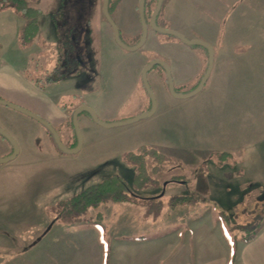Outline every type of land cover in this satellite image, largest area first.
Here are the masks:
<instances>
[{
  "label": "rangeland",
  "instance_id": "374dc122",
  "mask_svg": "<svg viewBox=\"0 0 264 264\" xmlns=\"http://www.w3.org/2000/svg\"><path fill=\"white\" fill-rule=\"evenodd\" d=\"M104 1L27 0L29 6L41 10V15L39 37L25 46L20 40V28L24 23L21 15L12 7L0 11V62L17 65L27 74L35 57L39 59L35 61V64L39 63V69L51 70L59 65V71L63 73L47 87L45 107L55 102L69 109L63 128L48 120L66 146L74 142L69 114L82 103L78 95L83 91L98 92L104 88V96L97 100L96 107L108 116H104L105 120L96 116L108 125L124 123L147 113L146 106L138 105L132 98L134 88L129 78H122L120 55L110 50V42H115L111 39L112 26L103 18ZM132 1L128 4L134 9L137 0ZM248 1L194 0L190 7H177V20H183V25L188 28L185 38L195 37L215 50L213 69L205 87L193 97L176 98L164 81L165 68L155 66L156 72L152 71L149 78L157 99L155 114L129 125L107 127L96 124L89 137L82 134L80 127L83 142L76 153H60L49 133H44L36 122L0 105V127L21 140L25 157L0 164L4 165L0 170H15L12 176L0 172V264H94L93 243L97 234L92 229L94 225L106 227L112 236H148L154 232L148 230L145 221L153 220L160 210H164L161 217L166 225L164 230L171 228L167 224L180 219L173 216L171 210L190 208L219 210L232 228L226 227V231L236 229L242 237L244 234L238 225L262 219L256 233L263 229L264 201L260 197L264 190V172L261 173L264 157L260 154L264 151V0ZM162 13L157 20L159 25L165 24ZM133 14L138 13L130 11L128 22L133 20ZM163 35L167 40L194 50L191 54L197 60L198 73L186 57L180 60L184 82L177 84L172 74L175 91L187 94L204 73L205 52L175 36ZM127 36L120 35V38L126 45H133ZM60 41L61 46H58ZM72 42L74 45L70 46ZM69 52H75L70 55V62L75 55H80L81 61L80 65L70 64L71 70L60 58L62 53L67 55ZM156 56L172 68L165 56ZM8 88L7 95L0 96V100L21 108L24 106L11 95L38 104L41 100L40 92L31 94L23 90L20 96ZM83 129L89 132L85 125ZM77 147L78 144L71 150ZM144 149L158 152V156L166 160L164 172L158 175L159 184L138 188L134 185L133 167L137 163L130 160L129 155ZM9 151L10 145L0 136V159L7 157ZM216 151H229L239 162L235 168L230 166L233 172L228 171L229 168V175H239V168L247 165L246 178L263 182L259 184L260 192L243 196V186L247 182L242 181L226 188L232 200L225 195L216 202L210 200L211 192L209 188L204 190L205 185H199L198 174L204 176L200 164ZM148 160L154 162L152 156ZM212 163L209 161L202 166ZM214 170L215 167L211 175L216 184H221L220 179L226 171ZM257 170L260 174L255 173ZM177 174H183L185 180L194 179L185 184L170 182L163 185L164 180L170 181ZM116 175L124 178L133 190V194L130 193L132 203L109 202L80 217L74 209V215L68 216L75 195ZM163 193V197L155 200L139 199ZM178 194H190L197 201L187 207L171 208L169 199Z\"/></svg>",
  "mask_w": 264,
  "mask_h": 264
},
{
  "label": "crops",
  "instance_id": "0c3cea01",
  "mask_svg": "<svg viewBox=\"0 0 264 264\" xmlns=\"http://www.w3.org/2000/svg\"><path fill=\"white\" fill-rule=\"evenodd\" d=\"M135 1V0H133ZM132 1V2H133ZM194 0H164L162 4V16L165 24H161L162 28L174 30L183 36H186L188 28L184 24L183 20H177L179 15H176V9L191 5ZM241 1V0H237ZM259 0H251V2ZM250 0L248 1V3ZM129 3V2H128ZM140 0H137L134 4V9L127 4L129 12L138 13ZM132 9V10H130ZM152 11L146 14L148 18V36L143 47L135 52H123L116 48L118 44L115 41L114 33L112 30V41L110 42V50L117 56L120 55L122 62V78L126 80L129 78L133 88L134 95L132 98L136 99V103L140 106H146L147 112L150 108V98L142 86V74L144 68L153 60L158 59L156 55L165 56L172 65L171 75H174V80L177 84H182L184 79L182 78L181 59L188 58L194 64L195 73H198V63L195 57L191 54L194 50L181 45L180 43L172 40H167L166 36L161 33L154 32L151 26ZM133 14L132 19L128 23H121L119 25L121 33L125 36L127 34L131 39L134 46L139 41L142 35V26L140 17L137 14ZM161 15V13H160ZM146 18V19H147ZM190 36V34H189ZM188 37V36H186ZM195 40V37L189 38V40ZM120 47V46H119ZM163 53V54H162ZM156 54V55H154ZM162 54V55H161ZM151 57H153L151 59ZM156 72V70H152ZM151 73V72H150ZM150 73L148 80L153 90L152 82H150ZM159 73V72H157ZM96 77V76H95ZM91 81V80H89ZM85 85V84H84ZM11 87L13 93L21 96V91L28 90L32 93H41V100L38 103L30 101L28 98L18 99L16 96H12L13 100H18L17 103L24 106V108L40 116L45 121L52 120L55 125H60L62 128L66 124L69 109H62V107L55 102H50L49 107H45L46 102V90H40L34 84L27 80L20 67L17 65L6 64L5 62L0 65V96L7 95L6 89ZM9 89V88H8ZM155 92V90H154ZM80 106L90 107L96 115L108 116L107 112H99L96 107L97 100H102L104 96V88L101 91L95 92L93 90L83 91L79 94ZM25 97V96H24ZM9 98V97H8ZM79 106V107H80ZM78 107V108H79ZM97 116V117H98ZM28 117V116H27ZM44 117V118H43ZM30 118V117H29ZM151 118V117H150ZM32 119V118H30ZM35 125L42 127L44 133H48L47 128L38 121L32 119ZM32 123V122H31ZM50 123V122H49ZM79 123L82 130V134L85 137L91 135V131L96 127L92 118L85 114L79 117ZM144 124V123H143ZM51 125V123H50ZM85 125L89 132H85L83 129ZM98 125V124H97ZM46 130H44V129ZM82 135V136H83ZM17 142L19 147V154L15 159L22 156L23 149L20 147L21 140L12 136ZM10 153V151H9ZM9 153H6L7 156ZM14 161V160H12ZM10 161V162H12ZM7 162V163H10ZM6 165V163H5ZM4 166V165H3ZM0 166V167H3ZM1 173L6 175H14V169L1 168ZM264 171H261V173ZM264 176V175H263ZM259 184L264 182L258 181ZM262 193V191H261ZM261 200L264 201V190ZM158 211V210H155ZM156 212L153 220H146L148 224V230H153V234L148 236L144 235H115L112 236L111 232L107 233L106 227L102 225H94L92 229L97 234L94 235V264H264V227L256 235L255 239L250 242H244L241 236L238 235L236 229L232 231H226V227L232 229L230 223L225 221L219 212V210L208 209H187V210H171L173 216L176 215L175 221L167 224L171 228L164 230L166 225L161 220L162 213ZM182 211V212H181ZM87 233V231H86ZM85 233V234H86ZM89 234V233H88Z\"/></svg>",
  "mask_w": 264,
  "mask_h": 264
},
{
  "label": "trees",
  "instance_id": "16d2710c",
  "mask_svg": "<svg viewBox=\"0 0 264 264\" xmlns=\"http://www.w3.org/2000/svg\"><path fill=\"white\" fill-rule=\"evenodd\" d=\"M0 3L2 4V5H0V11H3L9 7H12L23 18L24 23L20 28V40H21L22 45L25 46L29 43H32L36 38L39 37L40 26H39L38 20H39V17L41 15V10L39 8H34V7L29 6L27 3V0H0ZM4 3H6V5H4ZM61 43L62 42L60 41L57 43V45L61 46ZM73 45H74L73 42L70 43V46H73ZM195 48L204 50L205 55H206V67H205L204 73L202 74L201 79L198 81V83L194 87H192L188 91V93L193 91L194 89H196L198 87L203 76L207 72L208 64H209L208 63V58H209L208 50L206 48H204L202 46H198V45H195ZM72 54H75V52H73ZM72 54L70 52L67 55L62 53L60 56V58L62 59V62H65L69 65L73 64V63L74 64L77 63L78 65H80V62H81L79 60L80 55H75V57H73V60H71V62L69 61L70 55H72ZM36 60H37V58H35V57L32 58V61L34 63L31 65L30 71H28V73L24 74V75L27 78V80L30 81L32 84H34V86H36L38 89L46 90L47 87L50 84H53L54 82H56L62 76L63 73L61 74V72L59 71V65H56V67L51 69V70L46 69V68L45 69L44 68L39 69L38 68L39 63L36 62V64H35ZM0 65H2V62H0ZM68 68L71 70L72 69L71 65L68 66ZM164 81L166 83L167 88L169 89L168 78L165 77ZM142 86L145 89V91L147 92V89L145 88L143 79H142ZM147 94H148V92H147ZM148 96H149V94H148ZM82 103H81V105H83ZM61 107H62V109L67 110L64 106H61ZM151 107H152V102L150 99V108L148 111H150ZM74 112H75V110L72 112V114H69V120H70L69 124L71 126L72 131H73V137H74V142L70 146H66L67 148H70V149L76 147L78 144V137H77V134L75 131L74 123H73ZM82 114H88V113L83 112ZM47 131H48L50 137L53 139L54 144L56 145V147L58 148L60 153L66 154V152L61 150L59 148V146L57 145L53 134L48 129H47ZM0 136L3 140L8 142V140L5 137H3L2 135H0ZM10 147H11V151L8 154V156H10L13 153V147L11 145H10ZM158 155H160L158 152L151 151V150L149 151L146 149L141 150L137 154L132 153L129 155L130 160L134 159L136 161L135 163H137L136 165L133 166L134 167V173H135L134 185H136V187H138V188H142V187L149 188V187H152L153 185L159 184L158 175L162 171L164 172L163 167H164V161L166 159L161 158ZM150 156L153 157L154 162H149L148 159ZM210 156H211V158L209 160L205 159L200 164L201 170L204 172L203 173L204 176H202L201 174H198V175H200V178L198 179L199 185H205L204 190H208V188H209V190L211 192L210 200H213V202H216L218 199H221L223 195H225L227 199L232 200V198L229 197L228 189H226V188L233 185V186H231V188H232V187H234V185L236 186V185L240 184L239 182H242V181L247 182L245 184V186H243L244 191H245V193L242 194L243 196L247 195L249 193L253 194L255 191H256V193L260 192L261 189H260L259 183L253 182L251 178H246L247 174L249 173V170H248L249 167L247 165H245L244 168H241V167L239 168L240 169L238 171V173H240L239 175H229L227 173V170L229 168H230V170H228V171H232L233 169H231V167L235 168V167H237L236 165L239 163V162H236V160L234 159V156L231 152H229V151H216V153L211 154ZM260 156L264 157V151H261ZM263 160H264V158H263ZM209 161L213 162L211 166L208 164L205 166H202L203 164L209 163ZM212 166L215 167L214 171L222 170L223 173L226 171L225 176L221 177L222 180L220 179V181H221V184L219 183L220 185L216 184L213 175H211L212 170H213ZM210 170H211V172H209ZM255 173L260 174V172L258 170ZM196 178H197V176H196ZM193 179L194 178L192 177V178H188L185 180L183 174H177V175L172 176V179L170 181L164 180L163 185H168V183H170V182L185 184L186 181H188V180L193 181ZM204 179H206V180H204ZM239 192L241 193V190H239ZM130 193L133 194V190L129 187V184L126 182V180L124 178H122L119 175L109 177L99 184L90 185L85 190H83L79 194L75 195L72 198V206L73 207H71L72 209L69 210V213H71V215H69V213H67V214L69 217L73 216L74 215L73 210L75 209L77 211V214H79L78 216L80 217V216L85 215L86 213H88L91 210L99 209L102 205L109 203V202L132 203L133 199L131 198ZM162 195H165V193H163L157 197H153V198H140L139 197V199H141V200H155L159 197H163ZM196 201L197 200L195 199V197H193L190 194H178V195L172 196L169 199V206L171 208L187 207ZM218 203H222V202H218ZM259 223H260V225H262V219H258V221H256V222L252 221V222H247L246 224H243V225H238L239 231L244 234L243 237L241 236V239L244 242L247 243V242H250L253 239H255V237L257 235L256 231L258 230V228L260 226ZM251 230H254V231H251Z\"/></svg>",
  "mask_w": 264,
  "mask_h": 264
},
{
  "label": "water",
  "instance_id": "95a60500",
  "mask_svg": "<svg viewBox=\"0 0 264 264\" xmlns=\"http://www.w3.org/2000/svg\"><path fill=\"white\" fill-rule=\"evenodd\" d=\"M108 2H109V0H105L104 1L105 15L107 16L108 21L110 22V24H111V26L113 28L115 41L118 44V46H120L121 48H123V49H125V50H127L129 52H135V51L139 50L140 48H142L143 45L145 44V42L147 40V36H148L147 24H146L145 17H144L145 0H140V10H139L141 24H142V27H143L142 28L143 29V34L141 36L140 41L134 46L126 45L121 40L118 26L116 24H114V22L111 20V18L109 16V13H108V10H107L108 9ZM161 6H162V0H158L157 8H156V10H155V12L153 14L152 21H151V26L156 32L161 33V34H167V35L175 36V37L179 38L180 40H182V42H184L185 44H187L189 46L200 45V46H202V47H204V48H206L208 50V53H209L208 69H207V72L205 73V75L203 76V79L201 80L199 86L195 90H193V91H191V92H189L187 94L177 93L175 91V84H174V81H173V78H172V75H171V70H170L169 66L164 61H161V60L152 61L144 68L143 74H142V79H143L145 88L147 89V92H148L149 97H150L151 102H152L151 111L150 112L148 111L147 113L139 115V116L133 118L132 120L126 121L124 123L108 125V124L100 121V119L96 116L95 112L90 107L82 106V107L78 108L75 111V113H74L73 123H74L75 131H76L79 143H78V147L76 149H73V150L67 148L62 143L61 138L58 135V133L56 132V130L48 122L42 120L35 113H32L29 110H26L24 108H21V107H19L17 105H14V104H12L10 102H7V101H4V100H0V105L9 107V108H11V109H13L15 111H18V112H20V113H22V114H24V115L36 120V121H38L40 124L45 126L53 134V136L55 138V141H56L57 145L59 146V148L61 150H63L64 152H66L68 154H72V153L78 152L81 149V146H82L83 140H82V134H81L80 126H79V116L83 112H87L90 115V117L92 118V120L95 123H97L98 125H103V126H107V127L114 126V125H129V124H133V123H136V122H138L140 120L150 118V117H152L155 114V112L157 110V99H156L155 93L151 89L149 81H148V74H149V72L151 70H153V68L155 66L160 65L163 68H165V71H166V74H167V78H168V83H169V92H170L171 95H173V96H175L176 98H179V99H186V98H190V97H193V96L197 95L205 87L206 82H207V80L210 77V74L212 72L213 63H214V61H213L214 49H213V47L210 44H208L206 42H202V41L196 40V39L195 40H188L182 34L176 32L174 30H170V29H165V28L159 27L157 25V17L159 15ZM0 135L5 137L8 140V142L13 147V153L10 156H7L5 158H1L0 159V164H4V163L10 162L12 160H15L17 158V156L19 154V147H18L17 142L14 140V138L7 131H5L1 127H0Z\"/></svg>",
  "mask_w": 264,
  "mask_h": 264
},
{
  "label": "flooded vegetation",
  "instance_id": "af4514ba",
  "mask_svg": "<svg viewBox=\"0 0 264 264\" xmlns=\"http://www.w3.org/2000/svg\"><path fill=\"white\" fill-rule=\"evenodd\" d=\"M128 2H129V0H109V2H108V13H109V16H110V18H111V20L114 22V24H116L117 26H118V29H119V32H120V35H123L122 33H121V31H120V28H119V25L121 24V23H128V20H129V16H128V14H129V12H127L128 11V7H126L127 6V4H128ZM163 2H164V0H162V4H163ZM157 4H158V0H145V8H144V17H145V21H146V24H147V20H148V18H147V16H146V14L148 13V11L150 10V9H152V15L150 16V18H151V21H152V17H153V14H154V12H155V10H156V8H157ZM124 8V10H125V12H124V15L122 16V9ZM123 10V11H124ZM137 10L139 11L140 10V4H139V7L137 8ZM161 10H162V6H161V9H160V12H159V15H158V17H157V20H158V18H159V16H160V13H161ZM79 12V11H78ZM103 18L104 19H106V23L108 24V25H110L111 26V24H110V22L108 21V18H107V16L105 15V9H104V2H103ZM76 14H78V13H76ZM138 15H139V17H140V14H139V12H138ZM147 18V19H146ZM140 21H141V19H140ZM157 25H158V21H157ZM141 26H142V24H141ZM143 28V27H142ZM147 29H148V24H147ZM112 30H113V28H112ZM155 31V30H154ZM156 32V31H155ZM113 33H114V31H113ZM158 33V32H157ZM142 34H143V29H142ZM142 36V35H141ZM185 37V36H184ZM179 39V38H178ZM139 41H140V39H139ZM138 41V42H139ZM137 42V43H138ZM215 51V50H214ZM155 60H158V59H155ZM155 60H153L152 59V61H155ZM162 61V60H161ZM166 63V62H165ZM208 63H209V59H208ZM167 64V63H166ZM168 65V64H167ZM158 66H160V65H158ZM162 67V66H161ZM163 68V67H162ZM170 68V67H169ZM154 69V68H153ZM151 72H152V70H151ZM164 75H165V77H167V74H166V71H165V73H164ZM149 81V80H148ZM150 84V83H149ZM80 107H82V106H80ZM79 107V108H80ZM78 109V108H77ZM77 109H75V111L77 110ZM81 115H84V114H80V116ZM79 116V117H80ZM57 132V131H56ZM58 133V132H57ZM8 144L9 145H11L9 142H8ZM12 146V145H11Z\"/></svg>",
  "mask_w": 264,
  "mask_h": 264
}]
</instances>
